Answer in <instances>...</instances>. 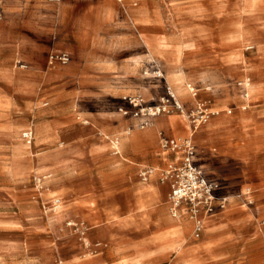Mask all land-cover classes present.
Returning <instances> with one entry per match:
<instances>
[{
	"label": "rangeland",
	"instance_id": "1",
	"mask_svg": "<svg viewBox=\"0 0 264 264\" xmlns=\"http://www.w3.org/2000/svg\"><path fill=\"white\" fill-rule=\"evenodd\" d=\"M71 1L61 5L64 16L55 29L57 7L46 0H0L5 10L0 95L11 99L9 115L0 113V127L13 129L9 145L2 143L9 151L0 154V264H184L173 256L161 262L136 254L156 230V216L143 226L129 206L138 183L146 180L145 168L125 145L120 156V144L116 155L104 140L121 141L124 134L117 129L124 125V130L132 127L136 145L142 133L133 130L144 118L134 116L129 98L158 104L168 85L185 112L152 116L147 126L162 116L172 118L175 127L161 128V135L189 137L187 110L200 103L218 106L220 114L211 115L194 135L196 161L218 182L220 194L254 192L252 209L235 198L233 208L252 216L245 225L227 228L224 247L232 257L204 264H264V214L258 215L264 207L256 186L264 180V0H131L124 1L126 7L118 0L111 5L98 0L87 8ZM81 21L96 29L102 40L98 50L77 47L73 36ZM152 34L158 38V55L147 40ZM77 40L81 46L91 44L86 32ZM51 49L69 50L72 61L50 63ZM178 66L185 89H178L171 75ZM131 67L135 71L129 72ZM52 70L59 75L41 82L40 75ZM247 77L252 101L243 109L247 102L240 82ZM183 125L187 134L180 131ZM27 130L33 131L29 145L23 137ZM56 197L62 199L57 210ZM209 222L198 239L192 230V239L209 236Z\"/></svg>",
	"mask_w": 264,
	"mask_h": 264
},
{
	"label": "crops",
	"instance_id": "2",
	"mask_svg": "<svg viewBox=\"0 0 264 264\" xmlns=\"http://www.w3.org/2000/svg\"><path fill=\"white\" fill-rule=\"evenodd\" d=\"M64 1L65 0H46V3L48 5L57 7V9L53 13L55 29H57L59 26L60 18L64 16V10L60 9L61 5L63 6V4L65 3ZM69 1L72 2L71 0ZM80 1L84 8L90 7L91 5L95 6L96 3L98 2V0H80ZM111 1L116 2L117 0H109L108 3L110 5H111ZM124 1L131 2V0H118V2H122L123 5L125 6ZM0 6L3 8L1 4ZM100 6L101 4L99 3L97 7H100ZM66 15L69 17V22L74 20L72 14L70 15L69 13L66 12ZM133 15H134L133 18L135 20V24L136 23L139 24L141 20H138V17H137L138 15L136 11L133 12ZM4 18H5V10H4ZM4 18L0 22V25L4 22ZM134 20H133V23H134ZM99 23H101V21ZM79 26L80 27L77 28V31L75 35L73 36L77 47L81 50L83 49H90V51L98 50L101 47L102 40L100 36H97L96 31H95L96 29L89 28L87 23L86 25H84L83 21L80 22ZM81 32H86L89 34V37L91 39L90 45L88 46L80 45V43L77 40V36ZM56 37H57V30H55L53 33V38L56 39ZM141 39L144 41V38L142 36H141ZM147 40L152 44L151 50L153 51V53L158 55L160 51L157 48L158 46L157 36L153 34L149 35V37H147ZM53 47H54V44L51 46V48ZM51 50L52 51L49 53V55L53 52L66 51L70 54L71 58L73 59V54L69 50H60V51L58 50L54 51V49H51ZM72 59L70 60V62L72 61ZM136 60L139 61V58H137ZM130 71L131 72L135 71V67H131L129 69V72ZM6 72L7 74H10L9 71H6ZM58 75L59 73L56 70H52L45 75L44 74L40 75V81L45 83V81H47V78H53L54 76L56 77ZM160 75H162V73ZM27 76L31 78L32 77L31 72H30V75H27ZM244 83L251 84L250 78L247 77L244 80ZM244 96L246 98L247 103L242 105V108L246 109L248 104H250V102L252 101V99L249 98V94L247 92H245ZM250 97H251V93H250ZM10 104H11V99L0 95V113L9 115L10 107L6 105H10ZM217 107L218 106H211L210 109L214 110V109H217ZM6 108L8 110H6ZM229 110H228V113H231L232 110L231 112H229ZM226 118L227 117L224 116L222 120H224L225 122L230 121V119H226ZM244 118L245 117L242 118L243 122L245 120ZM172 120L174 121V123H172ZM121 123L123 122L121 121ZM175 124H176L175 119L162 116V117L157 118L155 121H153L152 124H150L151 126L149 125L150 127L147 126V127H141V128L134 129L133 132L137 131L138 133H142V137L137 142L136 145H133L129 135H125L126 133H125L123 124H121L123 125L121 126V129H119V127L117 129L118 132H121V134H124L121 141H119V144L121 147L120 156H123L122 145H125L126 150L129 151V153L133 155L132 157H135L136 159H138V164L140 166H142L143 168L152 167L155 169V171L149 176L147 180H144L138 183V191L134 194V202L129 204V206L132 209L131 211H133L135 215L140 218V224L143 226L144 225L147 226L152 221V218L154 216L157 217L155 220L156 230L153 232V234L150 237V240L148 241L150 243L148 244L146 249H141L137 251L136 254L141 258H145V257L159 258L161 262L164 261L166 257L173 256L179 259L184 264H204L209 261H214V262L228 261L232 257V255H231V252L227 248L224 247L225 243L229 241L228 239L229 231H231V230H228L227 228L231 227L232 229H234V228L240 227V225H245L251 219V216H252L251 212L243 210V209L240 210V209L233 208L237 200L235 199V197L234 199L232 197L228 206L225 209H222V210L220 209L216 211L215 213L206 217L205 228H206V224L209 222L208 220H210L211 222H209L210 226L208 227V231H207L209 236H207L203 240L192 239V234H191V231L193 230V220L192 219H190L188 216L175 217L172 214H170L171 213L169 210L170 201H167L166 196H165L167 183H162L159 180V173H160L159 171L160 169L165 167L167 162L173 159L175 155L173 153L164 152L161 149L160 131L162 130L161 128L165 129V127L173 128L175 127ZM185 126L186 125H183L180 131L182 133L187 134L188 132L186 131ZM188 127H189L188 136H190L192 134L190 121L188 122ZM10 128H11L10 126L9 127L7 126L6 129L0 127V154L6 151H9L10 147L5 146V144H2V143L8 144L13 138V131H12L13 129H10ZM213 128H214V125L212 123L211 125L206 127V130L209 131V130H212ZM130 129H132V127H130ZM103 131L104 132L108 131V128H104ZM47 132H48L47 133L48 135L49 134L48 128H47ZM196 133L197 131H194L193 134L195 135ZM29 143H32V140L30 142L29 141L27 142L28 145ZM46 171L50 172L51 170H48L47 168ZM263 183H264V180L263 181L260 180L256 182V186L260 190V193H257L258 199L262 200L261 206L264 207V187H262ZM253 193L254 192H252V194ZM57 199H59L62 202L61 197H56L53 201ZM158 203H161V205H158ZM253 204L249 206H247V204L245 205L247 206V208L250 209ZM261 214H264V212L258 211V215H261ZM149 215L151 216V218L148 217ZM170 215H172L173 218L170 217ZM148 219H149V223L144 224V222H147ZM224 248L227 250H225Z\"/></svg>",
	"mask_w": 264,
	"mask_h": 264
},
{
	"label": "built area",
	"instance_id": "3",
	"mask_svg": "<svg viewBox=\"0 0 264 264\" xmlns=\"http://www.w3.org/2000/svg\"><path fill=\"white\" fill-rule=\"evenodd\" d=\"M3 18L4 10L0 6V22ZM49 60L50 63L59 62L65 65L70 62L71 56L68 52L51 53ZM157 73L159 74V71ZM192 89L193 95L196 96L197 90ZM129 101L135 107L134 116L144 118L141 127L147 126L149 118L152 116L170 113L174 109L185 112L184 106L170 85L167 86V95L162 96L158 104L146 105L142 97H130ZM121 111L124 114L129 113L126 108H121ZM187 112L194 127L208 122L210 116L214 115L209 113L202 103L194 109L187 110ZM23 136L30 142L33 138V131L27 130L23 133ZM160 147L164 152L175 155L173 159L167 162L165 167L160 169L161 181L168 183L170 186V211L175 217L188 216L193 220V234L195 237L199 238L204 232L206 217L220 209H225L231 197L241 199L247 205L253 204L254 199L250 188L233 196L218 192L220 190L218 182L209 179L196 161V148L191 136L181 138L162 134ZM154 171L155 169L152 167L145 168L142 171L144 179L147 180Z\"/></svg>",
	"mask_w": 264,
	"mask_h": 264
},
{
	"label": "bare ground",
	"instance_id": "4",
	"mask_svg": "<svg viewBox=\"0 0 264 264\" xmlns=\"http://www.w3.org/2000/svg\"><path fill=\"white\" fill-rule=\"evenodd\" d=\"M144 6H140V10L139 11H144ZM183 42V41H182ZM153 57H154V55H152ZM233 60V59H232ZM136 61H138V60H136ZM177 62V61H176ZM234 64V63H233ZM236 64V63H235ZM231 65V64H230ZM23 67V66H22ZM247 67V66H246ZM183 70V69H182ZM182 70L179 68V66H178V68H174L173 70H172V73H171V75H172V78H173V80L175 81V83L178 85V89H181L182 87H183V89H185V85H184V75H183V72H182ZM159 74H161V73H159ZM240 85H242V88H243V92H244V94H245V92H247L248 94H249V97H250V93H251V89H253L252 87V83L250 84H248V83H244V81H242V82H240ZM188 87H190L191 86V84H188L187 85ZM211 87V86H210ZM209 88V87H208ZM190 90H193L192 88H190ZM195 97V96H194ZM109 103V102H108ZM207 108V111L209 112V113H211V114H214V115H217V114H219L220 113V110H216V109H214V110H212V109H210V108H208V107H206ZM113 110V109H112ZM229 112H231V110H229ZM190 124H191V121H190ZM202 125V124H201ZM201 125H197L196 127H194L192 124H191V129H192V134L190 135L192 138H194L193 137V133H194V131H198L199 130V128H200V126ZM135 126H139V124L138 125H135ZM149 126V125H148ZM151 126V125H150ZM149 126V127H150ZM43 127V125H41V128ZM117 127V126H116ZM44 132V131H43ZM119 133V132H118ZM125 133L126 134H128L129 136H130V138H131V141L132 140H134V135L132 134V129H130V127H128L126 130H125ZM164 135V134H163ZM189 136V137H190ZM104 140L106 141V140H109V141H107L109 144H111V146L114 148V153L117 155V154H119V152H120V149H119V139L117 138V139H111L110 137H108V136H105V138H104ZM41 157V156H40ZM39 157V158H40ZM58 202H60V200L59 199H57V200H55L54 201V203H53V205H54V207H55V209L57 210L58 208H60L61 206L58 204ZM66 211V210H65ZM55 214V213H54ZM172 214V213H171ZM68 215H69V213H68ZM173 215V214H172ZM180 222V221H179ZM184 224V223H183ZM49 225V224H48ZM50 227V226H49ZM67 227V226H66ZM51 229V228H50ZM9 241H11V240H9ZM86 242L87 243H89L88 242V240H86ZM15 245H17V244H15ZM9 247V246H8ZM61 263H62V261H61Z\"/></svg>",
	"mask_w": 264,
	"mask_h": 264
}]
</instances>
